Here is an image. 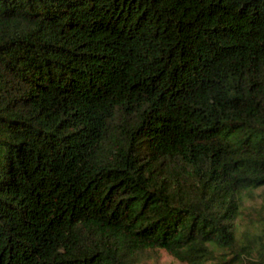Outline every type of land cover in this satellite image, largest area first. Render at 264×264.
I'll use <instances>...</instances> for the list:
<instances>
[{
  "label": "trees",
  "instance_id": "obj_1",
  "mask_svg": "<svg viewBox=\"0 0 264 264\" xmlns=\"http://www.w3.org/2000/svg\"><path fill=\"white\" fill-rule=\"evenodd\" d=\"M264 0H0V264H264Z\"/></svg>",
  "mask_w": 264,
  "mask_h": 264
},
{
  "label": "rangeland",
  "instance_id": "obj_2",
  "mask_svg": "<svg viewBox=\"0 0 264 264\" xmlns=\"http://www.w3.org/2000/svg\"><path fill=\"white\" fill-rule=\"evenodd\" d=\"M239 216L235 221L236 234H259V221L264 217V187L243 197L239 208ZM142 264H185L173 259L163 250H149L142 256Z\"/></svg>",
  "mask_w": 264,
  "mask_h": 264
}]
</instances>
